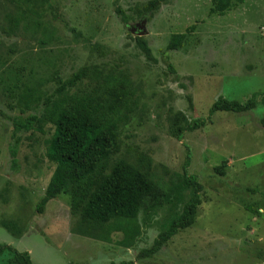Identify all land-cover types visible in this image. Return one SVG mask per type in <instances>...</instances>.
Returning a JSON list of instances; mask_svg holds the SVG:
<instances>
[{
	"label": "rangeland",
	"instance_id": "374dc122",
	"mask_svg": "<svg viewBox=\"0 0 264 264\" xmlns=\"http://www.w3.org/2000/svg\"><path fill=\"white\" fill-rule=\"evenodd\" d=\"M153 1L0 0V244L34 264H264V0H230L221 12L213 0H166L152 13ZM175 35L186 39L170 50ZM82 67L90 77L73 93L99 89L111 74L127 78L134 112L119 155L172 189L163 207L104 227L75 216L69 194L38 211L56 169L47 157L56 128L41 117L21 133L13 164L12 120L33 113L20 106L26 88L51 94ZM253 97L249 112L210 115L220 98ZM185 172L203 186L194 226L141 258L189 200Z\"/></svg>",
	"mask_w": 264,
	"mask_h": 264
},
{
	"label": "trees",
	"instance_id": "16d2710c",
	"mask_svg": "<svg viewBox=\"0 0 264 264\" xmlns=\"http://www.w3.org/2000/svg\"><path fill=\"white\" fill-rule=\"evenodd\" d=\"M165 1L151 2L150 12L158 11ZM213 2L217 11L221 12L229 8L231 1ZM117 15L122 24L129 23L120 9ZM185 39L186 35H175L170 50H178ZM137 45L151 58L147 42L138 38ZM88 77L89 68L82 67L61 81L51 94L44 96L35 88H26L20 96V106L33 113L26 118L17 117L12 120L14 141L10 154L15 164L21 143L20 134L36 131V124L44 117L56 128L47 152L49 161L56 165V169L45 197L38 205V211L42 212L49 201L69 194L75 216L80 215L82 220L104 227L118 219H137L145 206L163 207L170 201L172 189L165 191L151 179V174L142 165H135L119 155L120 131L128 124L134 112V102L125 92L127 78L111 74L102 77L99 89L73 93ZM65 92H69V95L63 101L60 96ZM256 106V97L245 103L220 98L213 104L210 115L218 111L246 113ZM203 124L189 125L188 129H197ZM226 166L227 161H224L215 168V172L224 175ZM181 187L189 190V200L185 202L181 215L174 219L168 230L158 236L151 249L142 252L141 258L156 256L173 237L194 226L202 203L203 186L196 177L185 172ZM7 255L10 259L6 264H34L29 253L0 244V257Z\"/></svg>",
	"mask_w": 264,
	"mask_h": 264
},
{
	"label": "water",
	"instance_id": "95a60500",
	"mask_svg": "<svg viewBox=\"0 0 264 264\" xmlns=\"http://www.w3.org/2000/svg\"><path fill=\"white\" fill-rule=\"evenodd\" d=\"M144 25H145V24H144ZM131 31H132L133 34H135L136 31H137V29L134 28V29H132ZM145 34H146V32H143V33L140 34V36H144Z\"/></svg>",
	"mask_w": 264,
	"mask_h": 264
}]
</instances>
